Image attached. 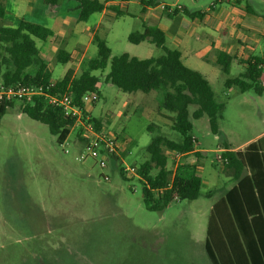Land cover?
<instances>
[{
	"label": "rangeland",
	"instance_id": "374dc122",
	"mask_svg": "<svg viewBox=\"0 0 264 264\" xmlns=\"http://www.w3.org/2000/svg\"><path fill=\"white\" fill-rule=\"evenodd\" d=\"M246 3L257 14H264V0H246L239 8L244 9ZM15 5L9 2L7 10L13 12ZM128 11L132 15L106 18L104 22L112 57L122 53L141 58L163 54L156 45L129 41V34L141 29L142 5L131 3ZM36 41L40 46L41 41ZM187 41L193 47L202 45L197 38ZM166 46L184 53L182 46L174 44L171 33ZM249 47L254 55H264V39ZM89 54L96 56L95 44ZM195 62L202 73L209 68L207 75L216 99L226 103L219 128L237 140L258 135L264 129V93L258 95L251 90L240 94L236 88L225 86L227 78L244 71L243 65L234 60L226 75L219 64L210 61L201 66ZM51 64L54 78L73 67L71 62L55 59ZM108 71L109 67L94 71L100 77V95L88 108L124 144L126 162L139 166L148 157L147 147L153 136L164 134L176 140L180 134L171 129L167 112L161 109L162 91L123 92L106 82ZM194 109L190 107L191 112ZM193 123L196 147L206 149L200 175L205 181L206 177L211 180L224 168L216 159L220 140L214 136L207 115L193 119ZM75 137L76 132H71L68 142L60 144L49 126L24 113L18 101L1 118L0 264H27L34 257L51 264H65L68 258L72 264H212L205 249L210 215L208 198L204 197L206 186L194 201H173L163 210H149L143 203L138 179H125L120 167L102 170L86 153L81 155V143H76ZM103 173H108L111 180L106 181Z\"/></svg>",
	"mask_w": 264,
	"mask_h": 264
},
{
	"label": "trees",
	"instance_id": "16d2710c",
	"mask_svg": "<svg viewBox=\"0 0 264 264\" xmlns=\"http://www.w3.org/2000/svg\"><path fill=\"white\" fill-rule=\"evenodd\" d=\"M6 1L0 0V82L5 85L22 82L45 86L54 83L53 92L69 90L74 102L85 107L83 97L86 93L96 92L100 95V77L94 71H104L109 67L106 82L123 92L162 91L161 109L167 112L165 117L171 121V129L180 136L175 140L164 134H156L148 145V157L139 164L143 203L149 210L160 211L173 201L198 199L203 179L197 171L203 163L200 160L196 164L186 162L189 154L198 156L193 141V119L207 115L211 130L216 134L226 103L216 99L212 84L205 75L184 63L179 49L166 46L164 32L156 26L145 25L143 31L136 30L129 34L128 39L132 43L150 41L162 48L163 54L149 58L128 53L112 57L107 39L96 33L93 40L97 46L96 56L85 59L77 71L69 69L64 76L54 80L53 71L41 56L36 41V38L46 41L50 36L46 18L58 15L64 1L76 2L74 10L78 21H87L93 13L104 9L115 11L114 18H119L126 15L120 8L127 0H119V3H114L116 0H36L32 10L14 27L4 24ZM142 2L149 3L146 0ZM184 11L185 7L169 15ZM186 14L192 16L189 11ZM232 59L226 52L218 53L217 62L226 75L230 73ZM55 60L67 63L72 61V57L60 48ZM263 71L264 58H252L245 62L243 73L225 80V86L228 89L234 87L239 93L253 90L261 95L264 92L261 82ZM14 103L0 104V120ZM191 106H195L192 112ZM21 108L31 118L47 124L51 133L57 135L60 144L71 134L75 118L62 109L52 107L44 97H37L32 103L21 105ZM93 121L98 130L106 128L102 120L93 117ZM258 150L259 143L256 142L250 144L245 152L224 153L229 160L224 167L238 163L241 169L244 164H249L252 172L249 176L238 175V185L213 206L205 240V249L212 264H264V161L257 155ZM176 151L185 155L173 171L170 157L171 152ZM253 158L256 162H253ZM118 160L117 156L113 157V167L120 166ZM120 173L123 175L121 169ZM72 263L70 258L65 260V264ZM27 264L51 263L34 257Z\"/></svg>",
	"mask_w": 264,
	"mask_h": 264
},
{
	"label": "crops",
	"instance_id": "0c3cea01",
	"mask_svg": "<svg viewBox=\"0 0 264 264\" xmlns=\"http://www.w3.org/2000/svg\"><path fill=\"white\" fill-rule=\"evenodd\" d=\"M11 1H14L16 5L15 8L12 9L13 12L7 10L6 7L4 24L14 27L18 25L25 14L32 10L36 0H7L5 5ZM146 1H149V3L144 4L142 0H127L125 5H122L120 9L126 12V15H132V13L128 11L129 4L139 2L142 5L143 22L140 25L141 29L138 30L143 31L145 25H157L156 27L164 32L166 39L168 33H171L174 44L179 46V48L181 46L183 47L184 53L180 51L182 59L190 68L199 71L197 69L199 65H196L195 61H199L201 66L203 64H208L210 61L214 64H218L217 59L219 52H226L231 55L233 57L232 62L234 60L235 62H240V64L243 65L244 71L246 61L255 57L264 58V55H254L249 47V45L253 46L259 40L261 41L264 39V14H257L248 3H246L244 9L239 8L246 0L238 4V8H233L235 5L231 4L229 5L232 7L223 6V4L228 3H221L210 8L212 0H208L203 5L200 4L204 0H189V3L175 2L183 5L185 10L189 11L192 16L187 15L186 11L178 12L176 15L171 16L160 8V4L164 2L163 0ZM114 3H119V0H116ZM75 7L76 2L64 1L58 15L46 18L51 33L46 41L40 40L41 44L39 48L41 56L47 60L52 71L53 68L51 63L55 59L60 48H63L72 57L71 63L73 67L70 69L74 71H77L85 59L92 58L89 51L91 45L95 44L93 41L94 35L103 32V35L100 34V36H108L106 35L108 31L106 33L104 22L106 18L113 19L116 14L113 10L104 9L102 12L93 13L87 21H78L77 13L74 10ZM122 7L127 8V11H125L126 9H122ZM164 15H167L169 20L166 19ZM80 24H82V26H79ZM187 38H197L202 42V45L193 47L192 44L187 41ZM141 43L155 45L150 41H143ZM205 72L206 74L201 73L208 79L207 74L210 73L209 68H206ZM65 73H62V76H64ZM59 78H54L53 75L54 80ZM261 82L264 84V73H262ZM169 125L171 127V121ZM214 136L216 139L220 140L218 150H221L223 153L245 152L250 144L258 142L259 150L257 155L264 161V129L253 138L237 140L226 134L223 128H219L218 124V133H214ZM195 152H198V156L195 153H191L186 159V162L196 164L198 160H200L203 163L197 171L200 175V171L202 167H204L202 152H206V149L196 147ZM254 161L256 162L253 158V162ZM251 172L252 169L249 164H244L240 169L238 163H233L217 171L211 180L206 177L205 181L200 175L203 179L202 187L206 186L204 197L208 198L209 203L207 210L210 212V215L214 204L224 198L231 189L238 185V175L242 177L249 176ZM205 232H207V228Z\"/></svg>",
	"mask_w": 264,
	"mask_h": 264
},
{
	"label": "built area",
	"instance_id": "2783aa9c",
	"mask_svg": "<svg viewBox=\"0 0 264 264\" xmlns=\"http://www.w3.org/2000/svg\"><path fill=\"white\" fill-rule=\"evenodd\" d=\"M243 0H212L210 8H213L221 3H228L231 5L240 4ZM160 8L167 14H174L176 11H181L184 6L179 3H161ZM264 85V84H263ZM54 83L50 86L44 84H25L17 82L12 85H5L0 82V104L12 101H18L22 106L32 103L37 97H44L48 103L55 108L62 109L75 118L71 132H76L75 142L81 143V155L86 153L89 157L94 159L102 170L113 167V157L119 158L117 164L123 172L125 178L141 179L139 173V166L128 163L125 160L123 152H126L124 144H121L119 139L113 135L107 128L98 130L93 121V116L88 108L95 98L99 95L96 92H88L83 99L86 102L85 107L78 106L74 100L73 95L69 90L65 92H53ZM69 138V137H68ZM68 138L65 142H68ZM193 141L196 146L197 138L193 136ZM124 143H127L124 140ZM216 159L219 163L228 164L229 160L224 153L219 150ZM68 153V150H66ZM127 153V152H126ZM184 153L180 151L171 152V164L173 171L176 170L184 157ZM84 156V155H82ZM81 156V157H82ZM106 181L111 180L108 173H103ZM133 190L137 191V187L133 186Z\"/></svg>",
	"mask_w": 264,
	"mask_h": 264
}]
</instances>
